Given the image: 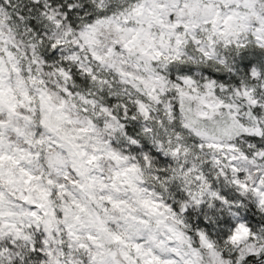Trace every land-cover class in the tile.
<instances>
[{"label":"snow or ice","instance_id":"1","mask_svg":"<svg viewBox=\"0 0 264 264\" xmlns=\"http://www.w3.org/2000/svg\"><path fill=\"white\" fill-rule=\"evenodd\" d=\"M0 264H264V0H0Z\"/></svg>","mask_w":264,"mask_h":264}]
</instances>
